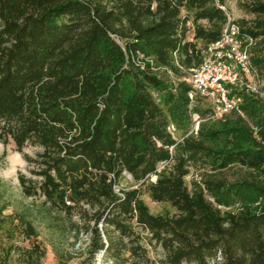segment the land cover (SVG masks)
Listing matches in <instances>:
<instances>
[{
    "label": "trees",
    "instance_id": "1",
    "mask_svg": "<svg viewBox=\"0 0 264 264\" xmlns=\"http://www.w3.org/2000/svg\"><path fill=\"white\" fill-rule=\"evenodd\" d=\"M226 4L0 0V141L23 153L41 148L24 153L36 179L21 174L20 183L26 196L43 198L55 231L74 245L85 239L79 264H97L101 254L112 264H264V98L234 90L245 116L215 118L200 95L191 107L193 86L182 80L222 37ZM241 5L255 17L234 22L262 44L251 59L264 78V0ZM157 68L181 80L168 82ZM172 124L186 128L182 140ZM193 160L217 173L238 164L248 176L210 175L192 189ZM127 173L138 186H121ZM144 189L176 213H152ZM6 209L0 199V231L12 218ZM26 252V264H43L39 243Z\"/></svg>",
    "mask_w": 264,
    "mask_h": 264
},
{
    "label": "rangeland",
    "instance_id": "2",
    "mask_svg": "<svg viewBox=\"0 0 264 264\" xmlns=\"http://www.w3.org/2000/svg\"><path fill=\"white\" fill-rule=\"evenodd\" d=\"M245 1L249 2L252 0H227L224 9L232 20H239L241 18L253 19L255 17L254 14L248 12L241 5V3ZM183 14H187V10H184ZM203 23L207 24V21H203ZM189 25L191 26V30L188 38L196 41L192 22H190ZM198 45L202 47V41H198ZM260 46H262V44L259 43L251 46L250 50L252 56L256 51L259 52ZM255 69L257 70L258 68L256 67ZM257 71L259 72V70ZM157 72L162 78L175 85L181 80L174 76L172 72L163 68H157ZM189 76L190 72L185 74L184 77ZM259 77V88L261 91L259 95L264 98V78L260 74ZM182 80H184V78ZM155 96L162 106L167 109L164 94L155 92ZM201 106L203 108H208L212 106V104L210 100H205ZM197 116H199V114L195 113L193 127L196 131L197 122L195 118ZM243 116H245V114H243ZM252 125L254 124L252 123ZM254 128L258 130L256 126ZM170 129L176 138L180 140H182L187 133L185 127L181 128L175 124H172ZM40 150V147L29 145L25 148L24 153L35 156ZM24 153L17 150V146L14 142H10L6 145L0 141V199L7 205L4 214H12L9 223L0 231V259L7 258L8 264H26V250L32 247L33 242H36L45 250V256L42 258L43 264H79L80 257L77 255L81 253L86 246L85 239L74 245L72 239L68 238V235H63L55 231L53 229V212L43 203V198L28 197L23 192L19 176L24 174L27 177L36 179L32 172L33 165L28 162ZM201 162L200 160H193L190 165L191 172L187 176V182L192 189L198 188L199 185L203 184L204 179L210 175L218 174L220 177H224L231 182H237L241 178L248 176V171L238 164H233L231 167L217 173L216 169L211 168L212 164ZM165 165V163H162L160 169H163ZM155 178L156 176L153 177V179ZM121 186L136 187L138 185L132 176L127 173ZM143 199L148 204L152 213H176V209L170 203L155 201L146 189L143 190ZM239 205L240 203L237 202L230 206L223 205L222 208L229 210ZM28 223H31L37 232L36 235L32 237H30L28 233ZM148 248L150 250V255L152 257H157L156 251L149 245ZM71 255L75 256L69 259L68 257ZM97 264H112V262L101 254L99 255Z\"/></svg>",
    "mask_w": 264,
    "mask_h": 264
},
{
    "label": "built area",
    "instance_id": "3",
    "mask_svg": "<svg viewBox=\"0 0 264 264\" xmlns=\"http://www.w3.org/2000/svg\"><path fill=\"white\" fill-rule=\"evenodd\" d=\"M229 19L222 37L209 43L202 64L184 77L193 86L190 92L191 107L200 95L212 104L213 117L220 118L232 111L244 114L242 96L234 90L259 94L260 77L251 59L254 39L241 35V27ZM197 130L202 118L197 116Z\"/></svg>",
    "mask_w": 264,
    "mask_h": 264
}]
</instances>
